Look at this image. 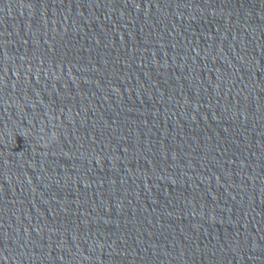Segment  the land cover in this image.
Returning <instances> with one entry per match:
<instances>
[{"label": "water", "instance_id": "95a60500", "mask_svg": "<svg viewBox=\"0 0 264 264\" xmlns=\"http://www.w3.org/2000/svg\"><path fill=\"white\" fill-rule=\"evenodd\" d=\"M0 264H264V0H0Z\"/></svg>", "mask_w": 264, "mask_h": 264}]
</instances>
